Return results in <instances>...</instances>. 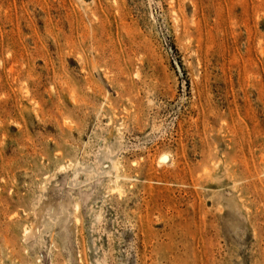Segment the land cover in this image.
Segmentation results:
<instances>
[{
	"label": "rangeland",
	"instance_id": "1",
	"mask_svg": "<svg viewBox=\"0 0 264 264\" xmlns=\"http://www.w3.org/2000/svg\"><path fill=\"white\" fill-rule=\"evenodd\" d=\"M0 264H264V0H0Z\"/></svg>",
	"mask_w": 264,
	"mask_h": 264
}]
</instances>
